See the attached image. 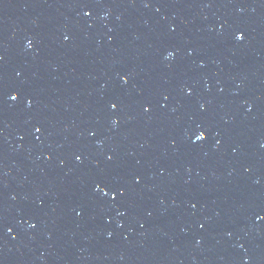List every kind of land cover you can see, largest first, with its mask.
<instances>
[{
  "label": "water",
  "instance_id": "water-1",
  "mask_svg": "<svg viewBox=\"0 0 264 264\" xmlns=\"http://www.w3.org/2000/svg\"><path fill=\"white\" fill-rule=\"evenodd\" d=\"M0 264H264V0H0Z\"/></svg>",
  "mask_w": 264,
  "mask_h": 264
},
{
  "label": "snow or ice",
  "instance_id": "snow-or-ice-1",
  "mask_svg": "<svg viewBox=\"0 0 264 264\" xmlns=\"http://www.w3.org/2000/svg\"><path fill=\"white\" fill-rule=\"evenodd\" d=\"M88 14H89V13H87V12L85 13V15H88ZM235 38H236L237 40H241V39H242V34L237 33V35H236ZM170 55H171V54H170ZM10 98H11L12 100L17 99V97H16L15 95L11 96ZM112 107L115 108V105L113 104ZM145 111H148V109L145 108ZM36 131L39 132L40 129L37 128ZM203 139H205V134H204L203 132L199 133V134L196 136V140H197V141H200V140H203ZM76 159H77V160H80V157L77 156ZM98 190H99L102 194H104V195H108V193L105 192L103 188H99V186H98Z\"/></svg>",
  "mask_w": 264,
  "mask_h": 264
}]
</instances>
